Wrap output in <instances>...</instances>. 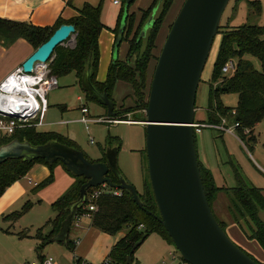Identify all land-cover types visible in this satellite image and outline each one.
Segmentation results:
<instances>
[{
    "label": "trees",
    "instance_id": "16d2710c",
    "mask_svg": "<svg viewBox=\"0 0 264 264\" xmlns=\"http://www.w3.org/2000/svg\"><path fill=\"white\" fill-rule=\"evenodd\" d=\"M121 1L125 5L128 0ZM135 1L132 0L128 8ZM174 3L175 0H154L152 5L143 11L142 19L136 28L133 23L128 24L130 16L127 9L126 25L122 39L126 31L133 34L129 40V52L125 60L117 58L111 62L105 81L96 79L100 62L99 36L105 28L102 22V3L95 5L85 2L78 9L77 15L70 19L59 17L53 26H40L29 21L0 17V40H3L6 45H10L18 39H25L37 49L50 38L61 24H74L76 26L75 46L59 45L55 48L52 56L53 61L50 63L52 73L61 77L75 72L82 85L83 77L89 64H91L93 84L100 91H105L109 99L113 101L114 108L110 118L120 121H145V109L148 106L152 80L150 64L156 57H159L154 53L157 49L158 35ZM158 4H160L159 13L154 18L148 31L143 34L146 19ZM254 5L260 9L258 1H254ZM125 11L124 6L120 12L115 32H119L121 28ZM221 27L220 25L219 29ZM249 55L260 60L261 70L256 69L253 62L247 58ZM233 58L237 60V69L233 74L227 76L222 73V68ZM119 81L128 82L132 85L135 96L134 106L117 109L114 90ZM218 81L220 83L215 86ZM84 91L88 99L102 104L85 89ZM223 93L237 94V105L235 107L224 106L220 101V96ZM102 105L108 109L105 104ZM137 112L141 114L137 115ZM129 114L134 116L129 118ZM230 116L233 117L234 124H239L236 128L241 135L248 137L250 141H255V137L252 135L253 129L264 118V25L246 24L228 27L222 33L220 48L213 69L212 82L210 83L208 121L195 120V122L219 125L223 119L228 121ZM245 131L249 132L246 133ZM196 133L195 129V135ZM15 139L29 141L33 145H44L53 141L82 151L92 162H107L106 156L91 159L81 149L80 145L69 136L54 131H40L35 125L17 127L14 133L10 135L0 133V147ZM121 142L120 137L109 134L106 147L102 148L103 152L109 147H115L119 150L122 146ZM144 151L146 152V149ZM38 163L47 165L51 171L48 179L39 186L47 185L54 180L53 173L56 166L62 165L67 170L66 165L61 160L50 164L43 158L31 160L21 157L7 158L0 163V197L10 186L25 177L32 167ZM199 164L206 196L213 212V202L218 198V195L221 192L227 193L232 202L231 206L233 208H231L230 213L234 222L248 239L258 241L264 249V220L260 215V212L264 210V189L248 184L235 166L233 171L236 185L232 187L218 186L213 171L206 167L200 159ZM108 176L114 183H120V180L112 171L109 172ZM73 177L74 182L68 190L52 203L56 216L49 219L36 234V237L40 240L38 247L40 251L53 242L58 235L63 222L70 214L69 205L79 198L81 187L88 181L84 176ZM100 187H91L87 190L86 202L78 209L75 221L79 217L89 214L92 219V226L107 234L116 235L125 230V235L116 242L107 256L111 259L110 264H130L133 262L136 250L152 233H157L169 244L174 245L162 223L151 184L150 187H147L145 183L144 191H138L142 206H139L133 194L125 189L121 190L118 195L105 192L100 194L98 198L90 200V193ZM91 203L96 205L95 211L90 210L89 205ZM24 210L25 208L13 212L6 218L16 221L24 213ZM216 218L223 229L226 230L227 222L220 221L217 216ZM46 227H50L48 233H44ZM63 243L68 248H72L73 251L76 248V241L71 240L69 237ZM78 260L81 261L83 258L78 256Z\"/></svg>",
    "mask_w": 264,
    "mask_h": 264
},
{
    "label": "rangeland",
    "instance_id": "374dc122",
    "mask_svg": "<svg viewBox=\"0 0 264 264\" xmlns=\"http://www.w3.org/2000/svg\"><path fill=\"white\" fill-rule=\"evenodd\" d=\"M97 5L102 3V21L106 28L99 36L100 62L96 79L105 81L109 65L113 59V45L115 41V28L122 8L126 9V4L120 0L115 4L114 0H90ZM254 1L259 2L258 9ZM76 0H72L75 4ZM154 0H136L128 8L130 19L135 28L142 19L143 11L150 7ZM185 0H175L164 25L161 28L158 39L157 49L154 53L160 55L170 27L173 24L177 14L183 6ZM73 9V6H70ZM160 9L158 4L152 14H150L145 23L143 34H145ZM264 25V0H231L226 7L222 20L221 28L216 34L213 45L202 72L201 81L197 90L196 97V121H208V109L210 106V83L214 65L218 56L222 33L225 29L242 26V25ZM53 26V25H52ZM134 31V30H133ZM132 33L125 32V35L118 46L115 56L119 60L127 58L130 48V38ZM72 44L73 39L71 40ZM66 42V46H72ZM256 67L261 70L260 60L254 56H247ZM234 59V58H233ZM236 62L237 60L234 59ZM158 58L150 64V74L153 76ZM225 75L230 76L231 73ZM58 87L49 91L47 101L49 102V112L46 117L48 126L40 127L41 131H56L73 137L80 145L81 149L91 158L106 156L102 148L106 147V140L109 134L118 136L121 139L122 146L118 150L117 164L126 179L136 186L139 192L150 187L148 159L146 149V126L139 121H120L113 124L109 122L87 123L81 122L80 118L86 115L87 118L100 119L107 117L108 109L95 100L88 99L84 87L80 84L75 72L66 76L58 77ZM220 82L218 81L215 86ZM122 85V86H121ZM121 86V87H120ZM120 88V89H119ZM119 90V91H118ZM114 100L117 103V109L127 108L135 105V96L133 87L128 82H119L115 92ZM220 101L224 106L235 107L238 103V95L234 93H223ZM60 106H65V109ZM86 106L89 113L82 114L81 107ZM141 114L140 112L136 113ZM129 118L134 116L128 115ZM233 117L230 116L227 127L230 132L221 129L204 127L201 132L196 133L197 148L199 159L211 164L210 168L216 175L217 184L221 187H232L236 185L234 178L235 166L246 182L251 186L264 189V118L254 127L252 135L255 141H250L248 137L241 135L235 127ZM68 121V124L60 123ZM248 133L249 131H245ZM93 140V142H92ZM51 171L47 165L39 164L35 171L31 173L33 185L26 180L20 179L10 186L0 197V264H31L32 262L41 261V251L38 249L40 240L36 237L38 230L44 226L47 221L56 216L52 203L62 196L70 187L74 180L73 175L62 165L54 169V180L47 184L44 183L50 176ZM38 186V187H37ZM220 195V196H219ZM213 202L215 215L220 221L226 220L229 225L226 228L228 236L246 253L253 256L258 262L264 264V249L256 240H250L246 237L239 226L234 222L232 214L233 208L229 195L221 192ZM25 208L24 213L16 220L6 218L13 212ZM264 220V210L260 212ZM81 226L77 227L76 223L72 224L69 232V238L76 241L81 238V244L76 245L75 252L79 256H97L98 250L105 244L102 240L97 239L94 235L89 236L88 222L82 220ZM96 228V227H95ZM50 227L44 229L48 233ZM125 234V230L116 235L117 238ZM110 237V238H112ZM163 246L162 248H160ZM46 247V246H45ZM74 251L68 248L65 243L54 241L47 245L44 252L54 256L62 262H71ZM170 251H178L177 248L169 244L157 233L150 234L146 240L138 247L134 254V261L130 264H162L166 259V264H178V260H173L169 255ZM83 253V254H82ZM84 257V256H83ZM91 262V261H90ZM92 264H97L91 262Z\"/></svg>",
    "mask_w": 264,
    "mask_h": 264
},
{
    "label": "water",
    "instance_id": "95a60500",
    "mask_svg": "<svg viewBox=\"0 0 264 264\" xmlns=\"http://www.w3.org/2000/svg\"><path fill=\"white\" fill-rule=\"evenodd\" d=\"M131 1L126 3L114 56L122 40ZM230 1L185 0L154 69L145 109L146 120L137 122L146 126L149 178L162 223L183 260L190 264H262L232 241L209 204L200 171L194 127L198 86ZM73 36H76V26L61 24L23 62L24 71L30 73L37 63H47L55 48ZM91 78L92 65L89 64L82 86L105 104L108 114L112 115L113 101L105 91L95 87ZM117 151L116 148L108 151L107 162H92L82 151L57 142L33 145L29 141L15 139L0 147V163L14 157L43 158L50 164L61 160L73 176L88 179L81 187L79 198L69 205L70 214L53 240L66 242L78 209L86 202L87 190L91 187L107 183L112 188L128 190L136 203L142 206L136 186L118 167ZM110 171L116 174L120 183L112 181L108 176Z\"/></svg>",
    "mask_w": 264,
    "mask_h": 264
},
{
    "label": "built area",
    "instance_id": "2783aa9c",
    "mask_svg": "<svg viewBox=\"0 0 264 264\" xmlns=\"http://www.w3.org/2000/svg\"><path fill=\"white\" fill-rule=\"evenodd\" d=\"M115 3H120V0H114ZM67 42L71 43V40ZM66 43V42H65ZM65 45V44H64ZM75 46V44H72ZM66 46V45H65ZM72 47V46H71ZM53 61V57L47 63H37L32 72L26 73L21 66L17 67L11 74H9L0 83V133L4 135H10L14 133L17 127H25L35 125L40 127L44 124L45 115L48 109L47 95L50 90L58 87V76L54 75L51 71L50 63ZM237 69V62L234 59H230L222 68V73L233 74ZM82 114L89 113V109L86 106L81 107ZM81 122L87 123L90 121L95 122H109L117 123V120H113L110 117H103L100 119H94L92 117L87 118L83 115L80 118ZM228 121L223 119L219 125L197 123L195 122L196 132H201L202 128L210 127L221 129L230 132L227 127ZM239 124H235V127ZM93 142V140H92ZM100 188L93 190L90 193V200L98 198L102 193H114L120 194L121 190L110 187L107 183L100 185ZM90 210L95 211L96 205L91 203L89 205ZM89 215V214H86ZM90 216V215H89ZM80 218V217H79ZM169 255L173 260H178V264H190L183 260L179 251H170ZM111 259L107 257L100 264H110ZM31 264H92L87 260H78V256L74 255L71 262H62L56 259L52 255H46L39 262H32ZM162 264H166V259Z\"/></svg>",
    "mask_w": 264,
    "mask_h": 264
},
{
    "label": "crops",
    "instance_id": "0c3cea01",
    "mask_svg": "<svg viewBox=\"0 0 264 264\" xmlns=\"http://www.w3.org/2000/svg\"><path fill=\"white\" fill-rule=\"evenodd\" d=\"M85 2L91 3L90 0H76L75 4L72 3V0H0V17H5V18L15 19V20L29 21V22H32V23H34L36 25H40V26H52L56 23V21L59 17H63L65 19H70L73 16L77 15L78 9H80ZM115 4H118V3H115ZM70 6H73V9H71ZM104 25H105V23H104ZM105 28H106V25H105ZM115 34H116L115 35V41H114V45H113V59H115L114 50H115V46H116L118 32H115ZM34 51H35V48L25 39H18L16 42H14L10 45H6L3 40H0V83L9 74H11L17 67L21 66L23 64V62ZM119 82H121V81H119ZM118 83L116 84V87H117ZM116 87H115V89H116ZM114 92H115V90H114ZM60 107L65 109V106H60ZM49 108L50 107H49V102H48V109H47V112L45 115L44 124L40 127L49 125V123L46 124V122H45L47 114L49 112ZM108 117H110V115ZM60 123L68 124L69 122L68 121H60ZM113 124H116V123H113ZM40 127H38V130L41 131V129H39ZM46 132H47V130H46ZM54 132H56V131H54ZM61 134H63V133H61ZM63 135H66V134H63ZM69 137L72 138L73 140H75L73 137H71L70 134H69ZM112 149H115V147H109L105 151L107 159H108V153H109L108 151L112 150ZM198 155H199V153H198ZM117 157H118V151H117ZM99 158H101V157H97L96 159H99ZM202 161L205 162L204 159ZM203 164L208 168H212V167H210L211 164H209V163H203ZM38 165H39V163L35 164L32 167V169L29 171V173L25 177H23V178H26V180L28 182H30L32 185H33L34 181L31 178V173L36 170ZM214 176H215V180L217 183L216 175L214 174ZM73 182H74V180L72 181V183ZM82 220H84L85 222L86 221L88 222L87 225L90 227L89 230L87 231L89 233L88 235L89 236L94 235V237H96L99 240H102V242H105V244L100 247V249L98 250L97 256L93 257L90 255L88 257H85V255H83L84 256L83 257V256H79L78 253L75 251H74V255L79 256V257L87 260L88 262L91 261V262L100 264L101 262H103L107 258V256L109 255L111 249L116 244V242L121 237H123L125 234H122V236H120L118 238L116 236H114V237L109 236L107 233H105V232L101 231L100 229L92 226V219H91V216H89V215H84V216L78 218L76 221H74V223H76L77 227L81 226L80 223H82ZM223 221L227 222V224L229 225L228 221H226V220H223ZM110 237H112V238H110ZM53 242H51V243H53ZM80 244H81V238H78L76 240V245H80ZM46 247H47V245H46ZM46 247H44L41 250V255H40L41 258H44L46 255H49V254L44 252V249ZM162 247L163 246H161L160 248H162Z\"/></svg>",
    "mask_w": 264,
    "mask_h": 264
},
{
    "label": "bare ground",
    "instance_id": "6f19581e",
    "mask_svg": "<svg viewBox=\"0 0 264 264\" xmlns=\"http://www.w3.org/2000/svg\"><path fill=\"white\" fill-rule=\"evenodd\" d=\"M73 43H75V40H74V38H73Z\"/></svg>",
    "mask_w": 264,
    "mask_h": 264
},
{
    "label": "flooded vegetation",
    "instance_id": "af4514ba",
    "mask_svg": "<svg viewBox=\"0 0 264 264\" xmlns=\"http://www.w3.org/2000/svg\"><path fill=\"white\" fill-rule=\"evenodd\" d=\"M158 13H159V11H158ZM158 13H157V14H158Z\"/></svg>",
    "mask_w": 264,
    "mask_h": 264
}]
</instances>
